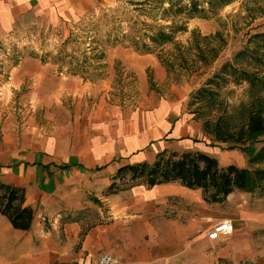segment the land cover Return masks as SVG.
<instances>
[{"label": "crops", "instance_id": "obj_1", "mask_svg": "<svg viewBox=\"0 0 264 264\" xmlns=\"http://www.w3.org/2000/svg\"><path fill=\"white\" fill-rule=\"evenodd\" d=\"M102 2L0 0V32L32 22L64 25ZM34 66L19 67L11 87L28 83L32 73L45 79L44 68ZM63 78L57 88H34L46 94L38 103L43 117L55 102L54 118L16 129L0 122V180L22 187L23 206L33 209L26 231L0 212V264H97L104 254L118 264H264V192L234 190L207 202L201 189L178 181L148 186L114 177L120 166L151 162L161 150H198L221 166L240 167L244 152L204 134L177 101L134 109L77 101L68 113L63 95L80 90H69ZM47 127L54 129L47 134ZM222 220L233 231L210 240Z\"/></svg>", "mask_w": 264, "mask_h": 264}, {"label": "rangeland", "instance_id": "obj_2", "mask_svg": "<svg viewBox=\"0 0 264 264\" xmlns=\"http://www.w3.org/2000/svg\"><path fill=\"white\" fill-rule=\"evenodd\" d=\"M262 32L264 0H104L64 25L25 23L0 32V122L10 120L16 129L54 118L55 102L43 117L38 103L46 94L34 88H57L63 76L81 95H63L68 113L77 101L132 109L177 101L182 114L212 136L207 127L220 115L238 127L252 93L264 92L245 79L264 77V38L256 36ZM25 63L33 71L44 68L46 78L32 73L28 83L11 87ZM244 162L249 169L264 167V160L248 162L246 153Z\"/></svg>", "mask_w": 264, "mask_h": 264}, {"label": "trees", "instance_id": "obj_3", "mask_svg": "<svg viewBox=\"0 0 264 264\" xmlns=\"http://www.w3.org/2000/svg\"><path fill=\"white\" fill-rule=\"evenodd\" d=\"M221 2L225 4L228 0ZM156 35L163 34L159 30ZM256 36L264 38V32ZM168 39L167 36L165 40ZM245 79L250 88L258 86L264 90V77L259 78L253 73ZM252 94L245 110V119L238 127L230 125L231 122L222 114L207 130L214 141L226 143L228 148H238L247 154L248 162L259 163L264 160V92ZM260 142L263 145L257 151H251L252 145ZM114 177L144 181L148 186L178 181L188 188L201 189L207 202H221L234 190L264 192V168L249 169L233 163L221 166L215 157L198 150H161L151 162L120 166ZM114 187L113 183L110 188ZM23 202L22 187L0 180V212L8 217L13 228L26 231L31 226L33 209L23 206Z\"/></svg>", "mask_w": 264, "mask_h": 264}, {"label": "built area", "instance_id": "obj_4", "mask_svg": "<svg viewBox=\"0 0 264 264\" xmlns=\"http://www.w3.org/2000/svg\"><path fill=\"white\" fill-rule=\"evenodd\" d=\"M232 231L233 224L230 221L222 220L214 224L207 236L210 240L215 241L220 236L230 234ZM97 264H118V261L115 257L104 254L98 258Z\"/></svg>", "mask_w": 264, "mask_h": 264}]
</instances>
